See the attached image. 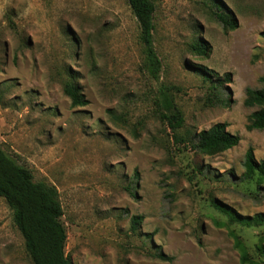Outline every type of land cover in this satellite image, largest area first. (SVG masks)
<instances>
[{
	"label": "rangeland",
	"instance_id": "obj_1",
	"mask_svg": "<svg viewBox=\"0 0 264 264\" xmlns=\"http://www.w3.org/2000/svg\"><path fill=\"white\" fill-rule=\"evenodd\" d=\"M152 1L157 79L143 71L126 0H0V147L56 187L71 264H239L230 229L257 258L264 226L232 221L217 203L264 213V179L242 177L248 147L264 159V128L245 127L258 107L243 103L247 87L264 86V0H219L232 30L211 16L210 0ZM195 38L207 55L189 50ZM195 67L231 73L227 104L205 103ZM68 71L85 105L63 93ZM161 85L183 115L174 132L159 117ZM216 122L239 142L193 148ZM133 215L142 216L134 233ZM158 249L171 260L154 257ZM0 264H33L1 196Z\"/></svg>",
	"mask_w": 264,
	"mask_h": 264
},
{
	"label": "trees",
	"instance_id": "obj_2",
	"mask_svg": "<svg viewBox=\"0 0 264 264\" xmlns=\"http://www.w3.org/2000/svg\"><path fill=\"white\" fill-rule=\"evenodd\" d=\"M131 13L138 23V42L143 53V71L152 79H157L161 69L160 59L153 45V15L155 6L152 0H126ZM210 14L224 30H232L237 20L232 12L219 0H210ZM188 48L196 55H207L211 47L198 38L188 44ZM196 72L206 84L205 103L209 106L225 105L230 99L225 95L226 84L231 81V73L222 75L206 67H195ZM264 84V77L260 78ZM172 86L161 85L158 88L159 117L174 132L183 124V115L173 102L170 92ZM63 93L70 99L71 106L87 103L76 78L68 71L62 85ZM246 106H256L247 117V130L264 128V86L245 89L243 100ZM227 123L216 122L207 129L196 133L191 141L193 148L205 153H217L235 146L239 142L237 134L229 132ZM243 178L264 179V159L257 160L253 150L248 147L243 162ZM0 196L7 203L12 220L21 233L24 246L33 264H71L65 252L66 231L61 221L63 208L58 191L53 184L45 181H34L29 168L19 165L4 149L0 147ZM232 221L245 226H264V213L243 215L235 212L223 203H217ZM142 220L141 215H133L130 229L134 233ZM232 246L238 253L239 264H264V231L254 245L257 258L249 250L241 237L232 229L228 230ZM152 255L161 260H171L160 249Z\"/></svg>",
	"mask_w": 264,
	"mask_h": 264
}]
</instances>
